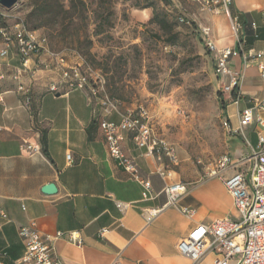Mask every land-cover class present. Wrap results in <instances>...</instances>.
<instances>
[{
  "label": "crops",
  "instance_id": "crops-1",
  "mask_svg": "<svg viewBox=\"0 0 264 264\" xmlns=\"http://www.w3.org/2000/svg\"><path fill=\"white\" fill-rule=\"evenodd\" d=\"M231 11L244 34H235L225 13H208L207 20L199 23L211 28L218 48L240 52L230 63L239 77L241 97L236 100L237 92L227 94L226 118L233 131L225 153L241 156L258 149L259 137L264 136V126L258 121L264 119L263 109L255 108L253 122L240 130L241 110L253 107L252 98L262 97L264 80L258 63L245 60L242 50H264V0H232ZM17 65L15 55L10 67L0 64L8 73L0 81V209L6 214L0 211V264H25L20 227L32 222L51 240L65 264H214L215 252H207L195 262L179 250L178 243L198 224L236 216L232 196L222 180L206 178V166L193 164L176 147L180 162L174 167L173 179L187 182L189 192L168 204L165 181L155 172L157 161L136 145L132 132L125 131V153L152 182L150 196L144 198L143 185L110 156L100 126L103 119L119 122L120 115L106 113L99 97L87 89L50 91L58 77L47 69L23 78L31 87L30 108L10 75ZM221 78L222 83L230 81L229 76ZM136 106L120 104L123 109ZM152 122L160 133L153 115ZM25 142L40 146V152L23 154ZM51 183L56 191L46 192L44 187ZM159 207L164 209L147 222L145 211ZM184 207L195 213L186 214ZM73 231L81 242L57 236L58 232Z\"/></svg>",
  "mask_w": 264,
  "mask_h": 264
},
{
  "label": "built area",
  "instance_id": "built-area-1",
  "mask_svg": "<svg viewBox=\"0 0 264 264\" xmlns=\"http://www.w3.org/2000/svg\"><path fill=\"white\" fill-rule=\"evenodd\" d=\"M201 7L213 14L225 13L231 19L232 27L237 36L243 33V26L237 16L232 15V0H196ZM0 13L2 11L0 10ZM3 14V13H2ZM182 23L189 24L191 20L181 15ZM255 25V24H253ZM197 30L210 54L215 61V72L218 77L229 76L228 84L223 83V89L231 96L237 92L239 77L231 67V60L240 54L236 48H218L213 32L209 26L197 24ZM2 44L0 47V64L11 66V57L18 56L19 65L10 73L17 84V90L24 94L25 103L31 108V87L24 82L25 76L32 77L37 71L47 69L57 74L49 89L52 92L87 89L92 96L99 97L106 113L116 112L120 121L103 119L100 126L104 132L106 146L112 158L120 164L130 176L143 185V197L149 198L152 190L150 179L141 175L140 168L134 158L127 155L123 149L124 132L133 133V139L144 154L157 161L155 172L165 181L163 192L167 195L168 204H175L182 196L189 192V184L185 181L173 179L174 167L180 162L174 142L158 133L152 122L150 110L143 104L136 107L121 108L120 101L109 96L100 95L96 86H92L90 79L83 70L84 58L76 51L54 50L46 34L40 30L31 29L27 22L20 20L8 24L0 29ZM242 43V39L238 37ZM75 57L73 61L70 57ZM245 60L257 61L260 75L264 80V50H242ZM7 71L0 68V81L7 78ZM3 95L0 92V102ZM253 107L244 108L240 112V130L254 120V109L264 110V84L262 97L252 98ZM264 126V119L259 118ZM229 132L233 129L226 121ZM238 132V130H235ZM258 149L241 156L223 153L209 165H206V178L217 177L225 184L231 194L236 212L235 217L226 216L215 220L211 224H198L182 238L179 250L199 262L207 252L216 253L214 264H264V136L259 137ZM22 153L33 156L40 152V146L25 142L21 147ZM69 160L72 155H68ZM231 172L232 174L227 175ZM121 206V204H120ZM164 207L151 208L145 211L147 222L153 221ZM2 214H6L0 209ZM186 214L193 215L195 210L184 207ZM76 231L58 232L57 236L71 241L81 242ZM20 235L25 243V253L22 262L25 264H65L58 255L51 240L42 234L36 224L20 227ZM120 264V263H115Z\"/></svg>",
  "mask_w": 264,
  "mask_h": 264
},
{
  "label": "rangeland",
  "instance_id": "rangeland-1",
  "mask_svg": "<svg viewBox=\"0 0 264 264\" xmlns=\"http://www.w3.org/2000/svg\"><path fill=\"white\" fill-rule=\"evenodd\" d=\"M61 1L67 7L72 3ZM81 1L85 7L67 19L65 34L56 26L38 25L40 17L31 16L32 0H18L10 9L0 4V25L24 20L46 34L54 50L79 53L101 96L145 105L160 133L193 164L204 167L227 152L230 98L195 30L211 12L196 0ZM181 15L196 25L181 24Z\"/></svg>",
  "mask_w": 264,
  "mask_h": 264
},
{
  "label": "trees",
  "instance_id": "trees-1",
  "mask_svg": "<svg viewBox=\"0 0 264 264\" xmlns=\"http://www.w3.org/2000/svg\"><path fill=\"white\" fill-rule=\"evenodd\" d=\"M164 1L170 2V0H164ZM32 2H33V9L31 12V16L38 15L40 17V24L38 25L45 26V25L50 24L52 26H56L60 29L61 34H65V31L69 29L68 25L66 24L67 19L72 17V14L76 13L75 11L77 10L82 11V9H84L85 7L84 2H82L81 0H72V3L69 7L65 6V4L61 0H32ZM1 20H4L2 13H0V21ZM8 24H9L8 22L2 21L0 25V29L2 27L7 26ZM181 24H186V23H181ZM186 25L195 26L196 24L195 22L191 21V23L186 24ZM29 27L34 30H40L39 28H37V26L33 27L29 25ZM195 28H197V25L195 26ZM0 38H1V44H2L1 35H0ZM93 126H95V122L92 123L90 130L91 128H93ZM43 135H44L43 136L44 143H46L45 132L43 133Z\"/></svg>",
  "mask_w": 264,
  "mask_h": 264
},
{
  "label": "water",
  "instance_id": "water-1",
  "mask_svg": "<svg viewBox=\"0 0 264 264\" xmlns=\"http://www.w3.org/2000/svg\"><path fill=\"white\" fill-rule=\"evenodd\" d=\"M18 0H0V4L6 9H10L16 5ZM46 192L52 193L56 191V185L54 183L48 184L44 187Z\"/></svg>",
  "mask_w": 264,
  "mask_h": 264
}]
</instances>
